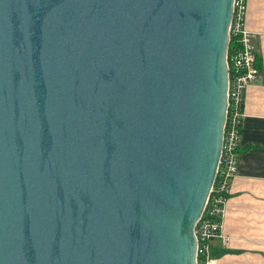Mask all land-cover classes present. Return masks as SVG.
Here are the masks:
<instances>
[{
	"label": "water",
	"instance_id": "obj_1",
	"mask_svg": "<svg viewBox=\"0 0 264 264\" xmlns=\"http://www.w3.org/2000/svg\"><path fill=\"white\" fill-rule=\"evenodd\" d=\"M235 0H0V264H197Z\"/></svg>",
	"mask_w": 264,
	"mask_h": 264
},
{
	"label": "crops",
	"instance_id": "obj_2",
	"mask_svg": "<svg viewBox=\"0 0 264 264\" xmlns=\"http://www.w3.org/2000/svg\"><path fill=\"white\" fill-rule=\"evenodd\" d=\"M244 26L253 34L259 80L245 93L237 173L222 208L223 246L211 239V264H264V0H245Z\"/></svg>",
	"mask_w": 264,
	"mask_h": 264
},
{
	"label": "built area",
	"instance_id": "obj_3",
	"mask_svg": "<svg viewBox=\"0 0 264 264\" xmlns=\"http://www.w3.org/2000/svg\"><path fill=\"white\" fill-rule=\"evenodd\" d=\"M245 14V0H235L226 54L228 106L222 155L212 189L213 193L211 191L212 195L195 227L197 264L212 263L209 251L211 239H218L223 246L227 245V237L221 232L222 207L219 206L225 201L221 200L219 194H228L229 179L237 173L245 93L247 88L260 78V70L257 66L258 54L253 42L254 36L244 26Z\"/></svg>",
	"mask_w": 264,
	"mask_h": 264
},
{
	"label": "trees",
	"instance_id": "obj_4",
	"mask_svg": "<svg viewBox=\"0 0 264 264\" xmlns=\"http://www.w3.org/2000/svg\"><path fill=\"white\" fill-rule=\"evenodd\" d=\"M219 195H220L221 200H224V201L228 197V194L227 193H222V194H219ZM219 195H216V196H219ZM219 206L223 208V203H221Z\"/></svg>",
	"mask_w": 264,
	"mask_h": 264
},
{
	"label": "bare ground",
	"instance_id": "obj_5",
	"mask_svg": "<svg viewBox=\"0 0 264 264\" xmlns=\"http://www.w3.org/2000/svg\"><path fill=\"white\" fill-rule=\"evenodd\" d=\"M215 183V182H214ZM215 185V184H214ZM214 185H213V187H214ZM213 187H212V189H213ZM212 191V193H213V190H211ZM212 195V194H211ZM210 198V197H209ZM209 200V199H208Z\"/></svg>",
	"mask_w": 264,
	"mask_h": 264
}]
</instances>
